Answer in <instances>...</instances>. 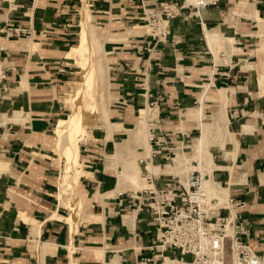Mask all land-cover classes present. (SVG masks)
<instances>
[{"label": "crops", "instance_id": "0c3cea01", "mask_svg": "<svg viewBox=\"0 0 264 264\" xmlns=\"http://www.w3.org/2000/svg\"><path fill=\"white\" fill-rule=\"evenodd\" d=\"M174 1L182 8L168 19L167 41L150 48L144 13L156 0H0V264H142L148 254L146 264L190 259L146 249L154 238L150 215L136 212L132 189L117 183L123 159L106 158L137 136L131 131L120 142L151 102L153 131L169 138L174 154L178 138L199 129L201 137L204 123L207 139L227 125L218 127L225 148L213 180L206 173L205 181L243 202L236 214L250 225L251 248L264 253V0ZM84 5L104 39L111 131L92 130L91 141L78 146L74 189L82 197L74 209L75 194L60 182L64 156L53 151V128L65 111L73 65L65 53ZM128 150L140 153L132 143ZM149 161L159 169L155 188L173 179L162 170L171 162Z\"/></svg>", "mask_w": 264, "mask_h": 264}, {"label": "built area", "instance_id": "2783aa9c", "mask_svg": "<svg viewBox=\"0 0 264 264\" xmlns=\"http://www.w3.org/2000/svg\"><path fill=\"white\" fill-rule=\"evenodd\" d=\"M181 8L174 0H156V5L146 9L144 16L148 27L146 33L152 41L150 48L167 41L168 19L178 15ZM146 107L150 113H155L146 118L149 156H161L163 163L172 162L175 154L169 147V138L162 132L153 131L158 120L156 104L151 102ZM140 161L148 186L130 190L128 198L135 202L132 208L136 212L146 209L150 215L154 229V238L146 246L150 253L162 257L167 250L178 251L181 256L190 257L189 260L173 258L184 264H264V253L255 252L247 240L250 225L236 214L235 208L241 207L243 202L228 193L222 199L205 194L201 188L203 174L196 169L187 172L184 185L172 179L155 188L152 183L156 174L146 169L144 160ZM150 256H140L139 262L148 263Z\"/></svg>", "mask_w": 264, "mask_h": 264}, {"label": "rangeland", "instance_id": "374dc122", "mask_svg": "<svg viewBox=\"0 0 264 264\" xmlns=\"http://www.w3.org/2000/svg\"><path fill=\"white\" fill-rule=\"evenodd\" d=\"M79 11L78 18L76 17V26L73 27L75 33L74 43L65 53V59L70 61L72 65L71 80L66 83V88L62 95L64 102L65 111L64 114L56 121L53 132H54V145L53 151L58 156H64V166L61 173L62 187L66 188V184L70 188V191L75 194L71 203L74 209H77L81 205V195L74 191L75 181L79 172L76 171V165L78 163L77 149L81 144H87L91 141L92 130H102L106 132L108 136L111 131V125L109 124L106 111V99H107V76L104 68V53H103V35L98 25L92 20L87 8V19L86 23H82L80 20L81 12ZM78 11L76 12V16ZM146 26V30H147ZM214 32L215 30H208ZM264 35V29L262 30ZM99 37V38H98ZM93 39L99 41V49L93 47ZM101 40V42H100ZM80 41L84 42L82 53L74 56L72 48L77 46ZM227 43H230L226 40ZM102 43V44H101ZM144 110V112L142 111ZM193 110H196L193 109ZM146 111L147 107L140 109L133 120V126L127 131V137L122 139L120 142L128 138L129 132H135L137 136L131 138L128 143L124 142L122 146H115V151L111 154L106 155L108 161L113 162L114 160L123 159L121 161L120 169L117 172V183H127L129 189L137 190L148 186L144 180L143 171L139 169V160H144L145 165L149 159V144L147 142V124H146ZM198 111H196L197 118ZM155 116V113L148 111V117ZM201 116V115H200ZM211 120H208V122ZM219 121V120H218ZM198 122V120H197ZM217 122V121H216ZM220 122V121H219ZM68 124L67 131L62 134L57 132L59 125L62 127ZM202 127V133L206 135V123ZM227 127L225 123H220V126L214 128L215 135H211L209 139H205L204 144L199 149L197 140L200 137V129L198 122V132L189 133L178 138L177 149L175 155L172 157V162L166 166V169L162 168L163 171L170 172L174 180L182 185L185 184V177L189 170L196 169L201 171L203 174L211 172L215 168V164L220 162L222 150L225 148L219 142H225V132L219 130L218 127ZM155 128V127H154ZM184 132V131H182ZM196 139V141H194ZM194 142L196 143L194 151ZM135 145L138 148L139 154H128L130 151L128 147L130 144ZM207 145V150L203 149ZM179 147V148H178ZM129 151V152H126ZM123 153V155H121ZM180 154V155H179ZM110 156V157H109ZM139 158V159H138ZM214 165L211 167L210 162ZM192 161V162H191ZM198 166H196V164ZM142 167V166H141ZM152 166L146 168L149 172L154 174L159 171L157 167ZM129 169L128 172H126ZM150 169V170H149ZM211 169V170H210ZM158 170V171H157ZM213 180V179H212ZM215 185L216 184H212ZM213 186L210 192H205L208 196L221 197L225 196L226 192L219 186ZM221 187H224L221 185ZM130 214V212L128 213ZM127 217V216H126ZM125 217V218H126ZM126 221V220H125ZM33 228V227H32ZM225 253L228 254V248H225ZM162 264H173L167 260H164Z\"/></svg>", "mask_w": 264, "mask_h": 264}, {"label": "bare ground", "instance_id": "6f19581e", "mask_svg": "<svg viewBox=\"0 0 264 264\" xmlns=\"http://www.w3.org/2000/svg\"><path fill=\"white\" fill-rule=\"evenodd\" d=\"M81 13H82V14H81L80 20H81L82 23H86V19H87V6H86V5H84L83 10H82ZM229 41H232V40H229ZM83 46H84V42H83V41H80V43H79L77 46H75L74 48H72V53H73V55H74V56H77V55H79L80 53H82V48H83ZM93 47H94V48H97V49H99V47H100L99 41H97L96 39H93ZM230 48H232V47H230ZM263 80H264V78H263ZM221 96H222V94H221ZM142 109H143V108H142ZM142 111L144 112V110H142ZM198 113L201 115V113H200L199 110H198ZM200 115H199V116H200ZM147 116H148V111H146V118H147ZM200 118H201V116H200ZM67 129H68V124H67L66 126H64V127H62L61 125H59L58 128H57V132L60 133V134H62L64 131H67ZM223 130H226V126L223 128ZM205 139H206V136H205L204 133H202L201 137H199L198 140H197V145H198V148H199V149H200V148L202 147V145L204 144ZM196 166H198V165L196 164ZM145 167H146V168L151 167V164H150L149 159L147 160ZM149 170H150V169H149ZM128 171H129V169H128L126 172H128ZM198 171H199V170H198ZM199 172H200L201 174H203L201 171H199ZM206 178H207L206 174H203V179H202L201 188H202V191H203L204 193H205V192H210V189L212 190V187L214 186V185H212V184H214L212 181H205ZM120 184H122V183L119 182V185H120ZM75 185H76V184H75ZM121 186H122V185H121ZM74 188H75V187H74ZM74 191H75V189H74ZM218 198H219V199H222V198H224V197L221 196V197H218ZM165 259H166V258H164V260H165ZM167 260H168L169 262L173 263V264H184L183 262H179V261H176V260H174V259H167Z\"/></svg>", "mask_w": 264, "mask_h": 264}]
</instances>
